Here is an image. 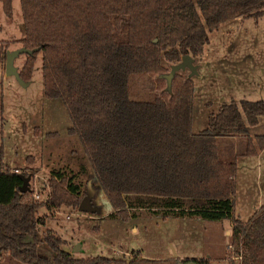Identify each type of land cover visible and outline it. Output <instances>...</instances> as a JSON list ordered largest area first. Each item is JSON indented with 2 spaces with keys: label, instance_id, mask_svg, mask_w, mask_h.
<instances>
[{
  "label": "trees",
  "instance_id": "obj_1",
  "mask_svg": "<svg viewBox=\"0 0 264 264\" xmlns=\"http://www.w3.org/2000/svg\"><path fill=\"white\" fill-rule=\"evenodd\" d=\"M27 55L20 75L33 77L42 53L45 98L61 100L100 188L124 221L127 209H149L164 218L231 221L230 264H264V204L244 222L235 215L237 161L221 156L218 137L248 138L264 117V100L223 103L209 114L208 128L193 133L195 85L177 74L172 93L151 100L131 97L138 75L164 71L185 55L198 58L209 33L238 18L264 17V0H20ZM8 18L13 0H0ZM10 42L0 41V66ZM264 150V136H258ZM252 150V151H251ZM244 156L256 155L251 146ZM1 164L3 154L0 152ZM27 172L0 170V259L19 264H210L203 259L127 260L75 258L67 241L48 230L47 219L84 197L74 178L52 172L44 202L21 192ZM46 208L50 216L41 217ZM42 244L50 249L47 253ZM230 254V253H229Z\"/></svg>",
  "mask_w": 264,
  "mask_h": 264
},
{
  "label": "rangeland",
  "instance_id": "obj_2",
  "mask_svg": "<svg viewBox=\"0 0 264 264\" xmlns=\"http://www.w3.org/2000/svg\"><path fill=\"white\" fill-rule=\"evenodd\" d=\"M25 34L20 0H13L12 18L6 16L0 4V41L11 43L8 51L23 48ZM209 37L203 54L195 58L200 76L192 78L194 134L207 130L209 114L223 103L264 100V17L232 20L209 33ZM26 62L27 55H20L15 66L21 71ZM172 65L164 63L161 73L135 77L131 82L132 99L151 100L166 92V80L159 76L169 74ZM179 74L189 77L190 71ZM27 84L24 87L16 77L6 76V62L0 66V170L29 173V186L39 196V202L50 196L49 180L54 171L73 177L83 196L90 199L86 211L63 206L50 216L46 208L41 209V217L50 216L40 230L41 239L48 230L54 231L67 241L65 249L78 259L105 256L127 260L135 252L156 261L203 260L209 255L214 259L210 264H230L235 259L230 249L231 221L164 218L140 207L128 208L129 221H124L100 188L79 138L69 134L72 122L63 103L45 98L42 53ZM258 136H264V117L249 129L248 138H217L223 159L237 161L234 212L244 222L264 204V150H259ZM251 146L256 155L244 156ZM78 245L80 250L74 251ZM42 248L51 253L46 245L42 244ZM235 262L239 264L240 259ZM0 264L19 263L4 256Z\"/></svg>",
  "mask_w": 264,
  "mask_h": 264
},
{
  "label": "water",
  "instance_id": "obj_3",
  "mask_svg": "<svg viewBox=\"0 0 264 264\" xmlns=\"http://www.w3.org/2000/svg\"><path fill=\"white\" fill-rule=\"evenodd\" d=\"M37 50H29L26 48H21L19 50L16 51H8L7 52V58H6V76L7 77H16V79L18 80V82L26 87L28 86L27 82H25L21 75L20 72L18 70V68H16L15 66V60L23 54L26 55H33ZM189 70L190 74L188 79H192L194 77H199V66L195 64V58H193L191 55H185L182 57L181 62L175 65L171 66V72L169 74H162L159 77L161 79L166 80V84H167V88H166V93H172V87H173V81L176 77L177 74H179V72H185ZM30 181H31V177L25 178L24 179V184L23 187L21 188V192L25 193L28 192L30 190ZM89 202L90 199L87 197L81 204L80 206V210L82 211H86L89 209ZM80 250V246H76L74 251H78ZM190 264H197L195 262H192Z\"/></svg>",
  "mask_w": 264,
  "mask_h": 264
},
{
  "label": "crops",
  "instance_id": "obj_4",
  "mask_svg": "<svg viewBox=\"0 0 264 264\" xmlns=\"http://www.w3.org/2000/svg\"><path fill=\"white\" fill-rule=\"evenodd\" d=\"M262 152H264V151H262ZM261 152V157H262V155H263V153ZM261 207V206H260ZM201 259H208V260H214L211 256H206V257H203V258H201ZM197 260H200V259H197Z\"/></svg>",
  "mask_w": 264,
  "mask_h": 264
},
{
  "label": "built area",
  "instance_id": "obj_5",
  "mask_svg": "<svg viewBox=\"0 0 264 264\" xmlns=\"http://www.w3.org/2000/svg\"><path fill=\"white\" fill-rule=\"evenodd\" d=\"M34 196H35V199H36V200L39 199V196H38L37 194H36V195L34 194Z\"/></svg>",
  "mask_w": 264,
  "mask_h": 264
}]
</instances>
